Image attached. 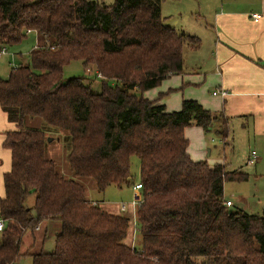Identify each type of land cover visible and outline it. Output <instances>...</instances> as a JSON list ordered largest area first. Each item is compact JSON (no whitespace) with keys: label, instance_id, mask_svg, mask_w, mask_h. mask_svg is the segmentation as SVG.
Instances as JSON below:
<instances>
[{"label":"trees","instance_id":"16d2710c","mask_svg":"<svg viewBox=\"0 0 264 264\" xmlns=\"http://www.w3.org/2000/svg\"><path fill=\"white\" fill-rule=\"evenodd\" d=\"M162 2L0 0V54L28 30L36 35L28 62L0 77V106L15 124L2 142L11 164L0 196V264H17L24 235L45 220L60 223L55 246L30 253L32 264H264V212L225 203V181H245L248 173L193 160L187 151L186 127L226 140L229 118L195 99L167 111L143 94L182 73L185 49L201 41L168 25ZM75 60L102 75L99 92L82 75L65 78ZM37 119L40 126L29 125ZM53 131L64 134V170L59 151L48 150ZM133 155L142 200L140 241L131 246V216L91 201L87 184L99 192L129 184Z\"/></svg>","mask_w":264,"mask_h":264},{"label":"crops","instance_id":"0c3cea01","mask_svg":"<svg viewBox=\"0 0 264 264\" xmlns=\"http://www.w3.org/2000/svg\"><path fill=\"white\" fill-rule=\"evenodd\" d=\"M207 3L206 9L202 10L205 15L204 28L211 42L210 53L201 56L194 52L189 59L184 54L182 73L163 79L159 85L146 90L143 94L165 105L167 111L181 109L184 99H195L206 109L223 112L225 117L251 116L254 135L264 144V0H212L211 2L207 0ZM253 13H258L259 16L254 17ZM30 35L36 41V35L32 32L28 33V36ZM7 50L9 54L13 49ZM218 89L225 90L226 94H214ZM0 111L7 119L1 106ZM28 123L40 126L38 119L30 120ZM9 128L11 129V125H8L7 129ZM5 131L4 129L0 138L1 143ZM210 132L198 125L185 128V135L189 140L187 151L190 157L193 160H207L211 166H214L224 162L222 159L209 158L212 154V149L209 148ZM58 151L61 155L62 151ZM53 155L55 156V153ZM87 186L89 190L94 187L90 183ZM134 186L133 191H142V189H134ZM3 192L4 186L0 196ZM137 196V201L141 202L142 192ZM88 198L100 202L89 191ZM104 205L108 207V210L104 208L105 210L115 214H118L117 211L128 213L129 210H121L120 204L114 207L109 201H104ZM59 229L58 221H43L36 227V232L32 233L30 247L38 243L39 250L44 248L51 251L55 246V235ZM25 236L26 234L24 238ZM51 236L54 238V244L46 248Z\"/></svg>","mask_w":264,"mask_h":264},{"label":"rangeland","instance_id":"374dc122","mask_svg":"<svg viewBox=\"0 0 264 264\" xmlns=\"http://www.w3.org/2000/svg\"><path fill=\"white\" fill-rule=\"evenodd\" d=\"M102 1L107 4L114 2V0ZM211 1L212 0H210V2ZM208 3L207 0H163L162 2V14L166 17L165 21L168 25L198 36L201 40L198 48L185 49L184 54L187 59L191 58L194 52L195 54H201V56L210 53L211 42L210 38L207 36L208 32L204 28L205 15L202 10L203 8L206 9ZM35 44L36 41L34 37L30 35L27 36L20 45L14 46L11 53L0 54V77H6L11 67L19 63H27L29 60V53ZM80 75L85 77L84 81L86 83H91L95 91L99 92L101 90L102 75L101 77L98 76L96 68L92 66L84 68L81 60H75L64 69L65 78ZM110 84L115 85L116 81L110 80ZM134 92L137 94L141 93L139 90ZM250 118L251 116L239 118L230 117L229 133L227 134L226 140L213 130H211V132L209 131V136H211L209 148L212 149V154L209 158L211 160L222 159L223 162H226L227 169L242 171L249 175L248 179L245 181H225L224 197L233 201L234 205L231 208L236 210L242 209L251 214H262L264 212V144L254 135L252 120ZM246 119L249 121H246ZM8 125H11V128L15 126V124L6 119L4 114L0 111V138L2 137L3 130H8ZM52 133L53 136L50 137V139H52L54 145L48 148V150L51 151V153L54 149L62 151L61 155H57L60 167L64 170V162L67 158V146L62 140L64 134L58 131H53ZM252 150H256L257 158L254 163H249L248 158ZM10 164V150L3 147L0 140V193L3 189V171L8 169V165L10 168ZM131 172L133 177L129 184H124L121 187L110 185L104 192H99L93 187L89 190V193L100 200V206L107 210L108 207L104 205V201H109V204L118 207V204L121 202L129 204L135 199L138 200L137 195L142 191H133V186L140 181V160L136 155L131 157ZM27 202L30 205L34 204V193L28 197ZM130 211L131 208L129 207L128 213L126 212V214L131 216V227L125 242L134 246L139 244L140 233L138 228H136V233L134 234L136 226H134L135 223L132 217V211ZM117 213L120 214L119 211H117ZM32 239V232L28 231L22 246V256L17 264H32V255L30 253L39 251L40 247L38 243L36 246L30 247L29 243ZM53 244L54 238L51 236L45 247L50 248Z\"/></svg>","mask_w":264,"mask_h":264},{"label":"built area","instance_id":"2783aa9c","mask_svg":"<svg viewBox=\"0 0 264 264\" xmlns=\"http://www.w3.org/2000/svg\"><path fill=\"white\" fill-rule=\"evenodd\" d=\"M253 16L254 17H258L259 14L258 13H253ZM30 32H31V30H28V33H30ZM7 52H8L7 48L6 47H3L2 50H1V54H5ZM98 76L101 77V74L98 73ZM217 93L226 94V91L225 90H219L218 89V90L214 91V94H217ZM250 154L251 155L248 158V162L249 163H254L255 160H256V158H257V152H256V150H252ZM134 189H138V190L139 189H142V184L140 182L137 183V184H135ZM139 203L140 202H138L136 199L133 200V201H131V203H129V204H127L125 202H121L120 203V208L123 211L128 210L129 207L131 208L132 215H133L132 217H133V220H134V223H135L134 226H136V211H137V207H138ZM225 203H226V206H232V204H233L232 200H230V199L226 200ZM4 226H5V221L0 217V230H2L4 228ZM135 233H136V227H135V230H134V234Z\"/></svg>","mask_w":264,"mask_h":264},{"label":"water","instance_id":"95a60500","mask_svg":"<svg viewBox=\"0 0 264 264\" xmlns=\"http://www.w3.org/2000/svg\"><path fill=\"white\" fill-rule=\"evenodd\" d=\"M51 140V139H50ZM230 211H232V209H230Z\"/></svg>","mask_w":264,"mask_h":264}]
</instances>
